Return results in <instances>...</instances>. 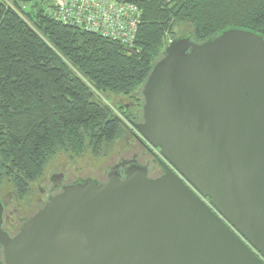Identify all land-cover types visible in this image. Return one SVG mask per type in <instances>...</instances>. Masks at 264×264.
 <instances>
[{"label":"water","instance_id":"obj_1","mask_svg":"<svg viewBox=\"0 0 264 264\" xmlns=\"http://www.w3.org/2000/svg\"><path fill=\"white\" fill-rule=\"evenodd\" d=\"M141 96L162 174L65 185L13 236L0 202L2 264H264L263 40H173Z\"/></svg>","mask_w":264,"mask_h":264},{"label":"trees","instance_id":"obj_2","mask_svg":"<svg viewBox=\"0 0 264 264\" xmlns=\"http://www.w3.org/2000/svg\"><path fill=\"white\" fill-rule=\"evenodd\" d=\"M23 2L0 0V183L19 197L57 152L98 157L123 135L133 119L103 99L141 95L171 41L202 44L238 29L264 42V0H127L140 15L125 43L55 21L47 1ZM180 26L187 30L177 38Z\"/></svg>","mask_w":264,"mask_h":264},{"label":"rangeland","instance_id":"obj_3","mask_svg":"<svg viewBox=\"0 0 264 264\" xmlns=\"http://www.w3.org/2000/svg\"><path fill=\"white\" fill-rule=\"evenodd\" d=\"M47 1V2H46ZM63 0H27L23 2L25 8L31 9L34 4L48 3L52 7L57 2ZM125 2L127 0H116ZM45 3V4H46ZM47 5V4H46ZM46 5H41L46 7ZM51 7V9H53ZM47 12L51 9L44 8ZM180 30L175 29L179 38L187 30L186 26H180ZM169 44V43H168ZM103 102L110 106L111 110L122 119L118 114L117 107H123L122 112L129 113L134 123L140 124L142 116L143 98L136 92L131 96L108 95ZM134 117L132 116V114ZM123 135L104 147L103 152L98 157H93L89 152L85 151L81 155L72 154L70 151L57 152L47 162L43 175L38 179L26 195L19 197L12 184L3 181L0 183V202L3 206L4 228L11 235L15 234L22 226L24 221L40 210L47 202L50 196H53L63 186L78 182H97L102 183L111 174L117 171L126 170L136 165L143 167L148 177L156 178L161 173V169L155 159L159 157L158 151L155 156L145 150L138 142L133 132L132 124L124 121Z\"/></svg>","mask_w":264,"mask_h":264},{"label":"built area","instance_id":"obj_4","mask_svg":"<svg viewBox=\"0 0 264 264\" xmlns=\"http://www.w3.org/2000/svg\"><path fill=\"white\" fill-rule=\"evenodd\" d=\"M48 15L61 24L125 43L134 37L140 11L130 2L63 0L57 2Z\"/></svg>","mask_w":264,"mask_h":264},{"label":"flooded vegetation","instance_id":"obj_5","mask_svg":"<svg viewBox=\"0 0 264 264\" xmlns=\"http://www.w3.org/2000/svg\"><path fill=\"white\" fill-rule=\"evenodd\" d=\"M141 122H142V120H141ZM136 137V136H135ZM138 140V142H139V144L145 149V150H147L149 153H151L148 149H146V147L145 146H143L142 145V143H141V141L139 140V139H137ZM156 159V158H155ZM133 166V165H132ZM117 173H119V175H120V177L121 178H123L124 177V174H125V171L124 170H121V171H117ZM162 174V172L160 173V174H158L159 176ZM147 176H148V174H147ZM63 188V187H62ZM61 188V189H62ZM61 189L57 192V193H59L60 191H61ZM57 193H55V194H57ZM54 194V195H55ZM4 219H3V223H2V228H3V230L6 232V233H8L10 236H13V235H11L9 232H7L6 230H5V228H4ZM16 234V233H15Z\"/></svg>","mask_w":264,"mask_h":264}]
</instances>
